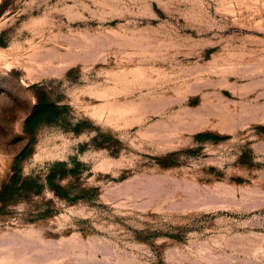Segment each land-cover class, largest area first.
<instances>
[{"label":"rangeland","instance_id":"1","mask_svg":"<svg viewBox=\"0 0 264 264\" xmlns=\"http://www.w3.org/2000/svg\"><path fill=\"white\" fill-rule=\"evenodd\" d=\"M0 264H264V0H0Z\"/></svg>","mask_w":264,"mask_h":264},{"label":"trees","instance_id":"2","mask_svg":"<svg viewBox=\"0 0 264 264\" xmlns=\"http://www.w3.org/2000/svg\"><path fill=\"white\" fill-rule=\"evenodd\" d=\"M56 105L52 102H48V101H38L35 103V105L32 108V111L30 112V114L27 116L26 118V125L28 127V129H30V127L37 122L38 119L44 117L45 115H47L48 113L51 112V110L55 107ZM8 191L10 195H12V187L11 184L4 186L3 191Z\"/></svg>","mask_w":264,"mask_h":264}]
</instances>
